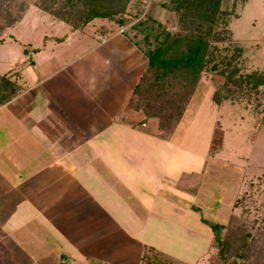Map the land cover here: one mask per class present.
<instances>
[{
  "label": "rangeland",
  "instance_id": "rangeland-1",
  "mask_svg": "<svg viewBox=\"0 0 264 264\" xmlns=\"http://www.w3.org/2000/svg\"><path fill=\"white\" fill-rule=\"evenodd\" d=\"M63 1L0 0V73L33 54L32 47H40L45 37L62 36L70 29L58 16ZM122 3L125 9L118 16L126 18L123 29L135 42L141 43L143 34L134 24L145 15L169 30L180 29L176 13L167 7L172 5L170 0H117L115 5ZM222 8L229 23L217 28V39L211 42L215 57L201 73L174 131L166 138L148 135L114 142L112 145L121 148L120 153L114 152L120 155L103 158L108 163L100 160L102 166L134 165L130 175L137 177L135 182L123 181L121 172L102 173L104 181L88 180L87 186L76 189L87 195L77 201L80 209L72 211L69 205L61 211L63 200L72 203V191L76 192L72 186H77V181L66 168L58 164L49 167L53 160L45 155L26 157L24 150L21 156L16 155L29 170L45 163L46 170L32 174L39 175L41 183L49 181L47 185L29 181L22 188L29 198L22 208L32 204L31 213L37 210L39 215L35 224L28 222L21 230L34 241L33 251H50L44 261L28 264H81L74 243H68L56 229L69 236L93 223L91 218L107 214L139 233L148 247L185 262L180 264H216L218 249L205 220L226 224L225 232L237 228L258 231L262 237L255 253L243 264H264V83L253 86L256 75L264 81V0H223ZM86 26L97 33L111 26L122 28L107 19H95ZM235 45L242 46L243 53H237ZM230 59L238 71L229 81L221 70ZM214 62L218 69L212 68ZM29 68L26 73L32 77ZM29 140V151L42 154L41 144ZM42 212L56 229L44 226ZM41 225L43 231H39ZM62 246L72 252L68 261H61L56 253Z\"/></svg>",
  "mask_w": 264,
  "mask_h": 264
},
{
  "label": "crops",
  "instance_id": "crops-1",
  "mask_svg": "<svg viewBox=\"0 0 264 264\" xmlns=\"http://www.w3.org/2000/svg\"><path fill=\"white\" fill-rule=\"evenodd\" d=\"M106 29L97 33L88 26L75 30L70 27L62 36L45 37L40 47H32L33 54L29 53V57L0 73L16 78L22 87L16 97L0 105V138L4 141L0 144V206L7 205L0 207L1 264L6 263L4 259L9 264L39 263L50 252L41 254L42 248L33 251L34 241L21 230L29 226L28 222L35 224L39 215L37 210L31 213L32 204L22 208L23 202L29 200L22 188L29 181L42 182L39 175L32 173L43 172L47 167L42 163L44 165L29 170L30 166L23 165L16 155L24 150L26 157L52 158L48 166L58 164L66 168L72 180L77 181L72 190H78L87 186L88 180L104 181L109 173L121 172L119 177L123 181L135 182L137 177L130 175L135 170L134 165L102 166L100 160L108 163L103 158L120 155L114 152L121 150L112 145L114 142L130 141L135 136L159 137L153 122L129 107L133 91L148 66V57L123 27ZM27 66L32 77L26 73ZM29 137L41 144L42 154L29 151ZM74 156L80 160H72ZM85 157L91 159H81ZM102 173L105 175L101 176ZM77 190L72 191V203L63 200L59 210L64 211L69 205L72 211L80 209L77 201L87 195ZM45 213H40L44 226L56 229L51 219L45 218ZM90 220H94L93 223L69 236L56 229L68 243H74L82 256L81 264H143L148 243L139 233L131 232L108 214ZM57 223H60L58 219ZM41 227L36 228L43 231ZM45 246L46 250H51V246ZM26 250L30 256L25 254ZM65 250L63 246L56 250L61 261H68L72 253Z\"/></svg>",
  "mask_w": 264,
  "mask_h": 264
},
{
  "label": "trees",
  "instance_id": "trees-1",
  "mask_svg": "<svg viewBox=\"0 0 264 264\" xmlns=\"http://www.w3.org/2000/svg\"><path fill=\"white\" fill-rule=\"evenodd\" d=\"M170 1L172 5H166L176 13L180 29L169 30L146 15L134 24L135 28H141L143 34L142 42L138 41L136 44L148 57V66L129 100V107L142 112L145 118L150 119L156 134L162 138L171 134L184 116L193 88L203 70L215 57L211 42L217 39V28L222 23L224 26L229 23L226 10L222 8L223 0ZM63 2L58 16L73 30L84 27L95 19H107L121 27L126 24V18L118 16L125 9L124 3L116 6L117 0ZM143 12L144 10H141L140 14ZM235 46L237 53H243L240 48L242 46ZM232 63V60L228 61L221 70V74L229 81L238 71V68L231 66ZM218 66V63L214 62L212 68L218 69ZM254 81V87L261 81L264 83L261 75H256ZM21 89L16 78L0 74V105L16 97ZM205 222L214 233V243L218 249L216 264L245 263L255 253V246L262 237L258 231L252 232L247 228L228 229L225 232L226 224L207 220ZM142 261L143 264L183 262L154 247L146 249Z\"/></svg>",
  "mask_w": 264,
  "mask_h": 264
}]
</instances>
